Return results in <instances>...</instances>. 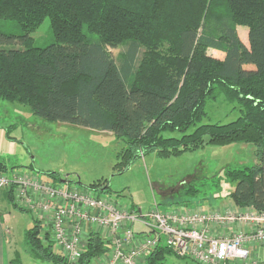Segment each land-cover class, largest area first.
<instances>
[{
	"label": "trees",
	"instance_id": "obj_1",
	"mask_svg": "<svg viewBox=\"0 0 264 264\" xmlns=\"http://www.w3.org/2000/svg\"><path fill=\"white\" fill-rule=\"evenodd\" d=\"M47 17L55 41L37 46L30 34ZM0 20L16 21L24 31L20 37L0 31V100L28 105L47 121L112 132L124 141L118 171L150 153L170 157L206 145L252 143L258 161L229 166L225 176L235 183L229 196L236 206L264 212V0H0ZM237 25L248 27L247 42ZM17 39L19 46L1 43ZM117 42L124 47L114 59L108 43ZM219 94L240 115L203 122L206 103ZM7 171L0 158V173ZM110 187L103 180L86 189L101 197ZM41 232L40 221L25 231L33 257L71 264ZM109 250L91 232L76 264ZM167 254L170 248L158 247L146 264H164Z\"/></svg>",
	"mask_w": 264,
	"mask_h": 264
},
{
	"label": "rangeland",
	"instance_id": "obj_2",
	"mask_svg": "<svg viewBox=\"0 0 264 264\" xmlns=\"http://www.w3.org/2000/svg\"><path fill=\"white\" fill-rule=\"evenodd\" d=\"M237 30L247 42L248 27L237 25ZM0 31L18 37L24 34L21 26L11 20H0ZM30 35L37 46L54 42L51 19L45 18ZM1 43L10 47L21 44L19 39ZM123 47L121 42L108 43L114 59L118 58ZM198 50L217 58L224 56L220 51L205 46H198ZM237 106L219 94L217 99L206 103L208 114L203 122L226 123L235 120L240 115ZM123 146L124 141L117 140L110 131L47 121L35 115L28 105L0 100V158L7 165L5 175L14 179L18 174H35L53 185L69 184L79 189L106 180V185L111 186L110 193L104 194L106 197L123 207L133 205L141 214L155 208L174 212L181 210V207L196 208L197 204L211 208L233 204L229 194L235 183L226 178V168L258 161L252 143L235 142L224 146L206 145L179 156L161 157L150 153L137 157L118 171L115 170L117 153ZM49 172H53L55 177ZM14 211L19 212V216L25 214L30 218L28 228L34 224L28 211ZM15 219L19 220L18 217ZM135 228H140V223H136ZM17 237L16 231L14 243ZM16 249L21 252V264H56L35 259L29 248L31 256L25 255L21 246L16 245ZM164 264L199 263L173 253L167 254Z\"/></svg>",
	"mask_w": 264,
	"mask_h": 264
},
{
	"label": "built area",
	"instance_id": "obj_3",
	"mask_svg": "<svg viewBox=\"0 0 264 264\" xmlns=\"http://www.w3.org/2000/svg\"><path fill=\"white\" fill-rule=\"evenodd\" d=\"M14 179L0 173V190L16 185L20 201L30 191L41 197L38 203L28 199L27 204L32 210L39 206L50 215L48 230L71 264L78 263L85 249L82 230L94 225L108 227L113 233L123 231L110 258L94 264H138L140 258H147L163 246L199 264H264V260L251 258L247 245L249 241L264 243V212L252 207L228 213L205 208L163 212L155 208L141 214L69 184L53 185L19 174ZM73 218L74 232L69 235L67 223ZM136 223L146 230H135ZM209 224L238 225L243 229L232 235L214 236Z\"/></svg>",
	"mask_w": 264,
	"mask_h": 264
},
{
	"label": "crops",
	"instance_id": "obj_4",
	"mask_svg": "<svg viewBox=\"0 0 264 264\" xmlns=\"http://www.w3.org/2000/svg\"><path fill=\"white\" fill-rule=\"evenodd\" d=\"M25 176L36 177L39 179V177L35 174L33 175L25 174ZM13 188H14V200L13 201H11V197L9 195L10 188L0 190V264H21V259H20L21 252L18 249H16V245L19 248L21 246L22 252H25L24 253L25 255L31 256V253L28 249L29 247L27 246V243L25 240V231L26 229H28L27 226L31 220L30 218H27L25 214H22L21 216H19L18 214L19 212H16L14 210H19V211L27 210L29 213H31L32 218H33L32 221H34V224L37 221H40L42 225L41 233L50 234L48 230L49 223H50V215L42 211V209L39 206H37L35 209L32 210V208H30V206L27 204L28 199H30L33 202L38 203L41 197L39 195L36 196L33 191H30L28 192L25 199L20 201L16 198L17 188L16 187H13ZM81 189H84V188H81ZM84 190H87V189H84ZM89 193L92 194L94 192L89 191ZM101 197L111 200L110 198L106 196H101ZM111 201L123 207L122 204H118L114 200H111ZM15 205L17 206L14 207ZM21 207H23L24 210H21L22 209ZM195 207L196 208H191V209L205 208V209H211V210H220V211L227 212V213L231 211L233 212L234 210H243V209L248 208V207H238L234 203L233 204L232 203L222 204L216 208H211L206 205H199V204L195 205ZM128 208L137 209L135 207H128ZM181 210H190V208L181 207ZM15 217H18L19 220H16ZM75 221L76 219L73 218L72 220H69L67 223V232L69 235H71L74 232ZM33 225H30V226L32 227ZM208 227H209L211 234L214 236L232 235L236 233L238 230L243 229L239 227L238 225H235V226L234 225L233 226L222 225L221 226L220 224L218 225L209 224ZM252 228L253 227H251V230ZM135 230H137L138 232H141L142 230H146V228L142 224H140V228L138 229L135 228ZM16 231H17L18 237H17V241L15 242L16 243L15 244L14 234ZM19 231L21 235L19 234ZM91 232H97L101 234V236L108 242L110 250L104 253L103 255H100L99 257L94 258L90 264H94L97 261L101 262V261L109 259L110 255L112 254L113 248L116 246L117 239H121L123 237V231L113 233L110 228L103 227L100 225H94V226H89L87 228H84L82 230L81 236L84 240L83 245L85 247L87 245V239L89 238V234ZM50 236L52 238L51 234ZM247 245L251 251V258L253 257L255 259L259 258L261 260H264V243L263 242L249 241ZM53 249L63 254L62 250L60 249V247L57 245L55 241H54ZM17 256L19 258H17ZM138 264H146V258L145 257L140 258L138 261Z\"/></svg>",
	"mask_w": 264,
	"mask_h": 264
},
{
	"label": "bare ground",
	"instance_id": "obj_5",
	"mask_svg": "<svg viewBox=\"0 0 264 264\" xmlns=\"http://www.w3.org/2000/svg\"><path fill=\"white\" fill-rule=\"evenodd\" d=\"M92 195H94L95 197H98L97 195H95L94 193H92ZM98 198H101V197H98Z\"/></svg>",
	"mask_w": 264,
	"mask_h": 264
},
{
	"label": "water",
	"instance_id": "obj_6",
	"mask_svg": "<svg viewBox=\"0 0 264 264\" xmlns=\"http://www.w3.org/2000/svg\"><path fill=\"white\" fill-rule=\"evenodd\" d=\"M106 186H108V185H106ZM104 187H101V188H99L100 190H102Z\"/></svg>",
	"mask_w": 264,
	"mask_h": 264
}]
</instances>
